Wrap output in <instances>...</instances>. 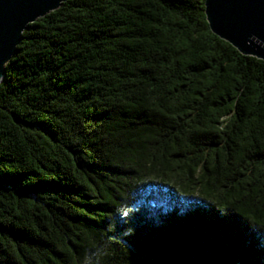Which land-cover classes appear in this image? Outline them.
<instances>
[{"label":"trees","instance_id":"1","mask_svg":"<svg viewBox=\"0 0 264 264\" xmlns=\"http://www.w3.org/2000/svg\"><path fill=\"white\" fill-rule=\"evenodd\" d=\"M206 0H70L0 85V264H149L186 233L264 264V62Z\"/></svg>","mask_w":264,"mask_h":264},{"label":"water","instance_id":"2","mask_svg":"<svg viewBox=\"0 0 264 264\" xmlns=\"http://www.w3.org/2000/svg\"><path fill=\"white\" fill-rule=\"evenodd\" d=\"M70 0H0V85L30 24ZM205 15L218 39L264 62V0H206ZM149 264H239L211 237L182 234L152 249Z\"/></svg>","mask_w":264,"mask_h":264}]
</instances>
